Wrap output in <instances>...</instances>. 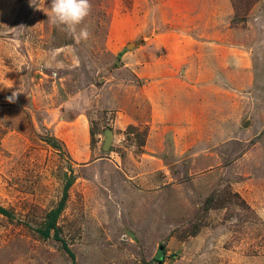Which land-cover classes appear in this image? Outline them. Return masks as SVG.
Segmentation results:
<instances>
[{"label":"rangeland","instance_id":"obj_1","mask_svg":"<svg viewBox=\"0 0 264 264\" xmlns=\"http://www.w3.org/2000/svg\"><path fill=\"white\" fill-rule=\"evenodd\" d=\"M91 4L83 41L51 0H0L31 43L0 67V264H71L42 236L68 183L54 220L76 264H264V0Z\"/></svg>","mask_w":264,"mask_h":264},{"label":"crops","instance_id":"obj_2","mask_svg":"<svg viewBox=\"0 0 264 264\" xmlns=\"http://www.w3.org/2000/svg\"><path fill=\"white\" fill-rule=\"evenodd\" d=\"M0 16H2V18L0 19V67H4V66L7 65L5 57L2 56V53L4 51L6 52V50H8V49L10 51V49H11L15 53H17L18 50L31 49V43L26 38H22V37L17 36L16 29L14 31L12 29H7L8 28L7 27L8 23H7L6 20L8 18L7 17L8 15H6V13H1L0 12ZM5 21H6V25H4V26L2 25V27H1V24H5ZM3 28H5V29H3ZM39 48H40V46H37V48H35V49H39ZM17 82L20 83L21 81L17 80ZM8 84H11V82H8ZM21 86H22V84H21ZM41 86H43V80L42 79H40L39 82L35 81L33 77H30L28 79V84H27L28 92L30 90L31 91H36L38 89H41ZM22 88L24 89L23 86H22ZM2 89H3V87L0 86V90H2ZM24 90H26V89H24ZM16 91H17V93H19L21 90L20 89H16ZM120 116H123V114H120L119 117ZM117 119H118V117L116 118V120ZM71 120L74 121V122H72L70 124H71V126H75L76 127L75 130H77V127H78V129L84 130V132H86V129H88L89 122H88V119L85 116L79 115V116H76V117H71ZM155 135H157V134L153 131V128H151V133H150V135L148 137V140H147L148 141V145H149V149L146 147L147 150H149V151H150V148H151V142L153 140H154V142L156 141V139L154 138ZM102 161L103 162H107L108 164L113 163L112 160L109 157H107L106 159L97 158V159L93 160V164H97V163L102 162ZM115 172H117V174H122L125 179L128 178V180H130L131 178H133V177L127 176L125 172H122L119 169L115 170ZM136 178H140V177L137 176ZM136 182L140 186H142L141 184H143L142 181H140V179H136ZM151 189H152V187L149 186V181H147V179H146L144 181L143 188L142 189H137V190H141V191H143L145 193H157V191H151ZM163 190H165L163 192H167V193H171V191L173 192V189H170V188H166V189H163ZM163 192H161V193H163ZM158 194H160V193H158ZM114 197H112V199H114ZM108 235H109V233L107 231V244H108V240H109L108 239ZM132 235L134 236V238L131 239L132 241L135 240L136 242H138L139 240H141V242H143V240L140 237H138L137 234L132 232ZM139 244L141 245V243H139Z\"/></svg>","mask_w":264,"mask_h":264},{"label":"clouds","instance_id":"obj_3","mask_svg":"<svg viewBox=\"0 0 264 264\" xmlns=\"http://www.w3.org/2000/svg\"><path fill=\"white\" fill-rule=\"evenodd\" d=\"M91 0H51L48 19L51 23L63 26L77 39L87 41L91 35L87 26H81L91 13ZM79 28V30H77ZM14 92L6 99L9 103L16 101Z\"/></svg>","mask_w":264,"mask_h":264},{"label":"trees","instance_id":"obj_4","mask_svg":"<svg viewBox=\"0 0 264 264\" xmlns=\"http://www.w3.org/2000/svg\"><path fill=\"white\" fill-rule=\"evenodd\" d=\"M70 184L71 183H68L65 185L63 199H62L61 204L57 208V210H55L53 212L51 211L47 214V223H46L45 230L42 231V236L45 239H48L50 237V231L52 230L54 232L53 238L59 242H62L63 249L65 250V252L68 254L69 258L71 259V264H76L74 253L69 249V247L65 244V242L59 237L58 229H57V226H56V223L54 220V218L58 214V212L63 209V204L67 198V191H68V188L70 187ZM0 214L4 215V216H8L9 212L7 210H5L4 208L0 207ZM156 261L160 262L161 260L159 261L156 259Z\"/></svg>","mask_w":264,"mask_h":264},{"label":"water","instance_id":"obj_5","mask_svg":"<svg viewBox=\"0 0 264 264\" xmlns=\"http://www.w3.org/2000/svg\"><path fill=\"white\" fill-rule=\"evenodd\" d=\"M112 137H113L112 132L109 131V130L106 131V133H105L104 149H107L110 146L111 141H112ZM163 252H164V247L161 245L159 247V249H158V252H157L155 258L160 261L162 259Z\"/></svg>","mask_w":264,"mask_h":264}]
</instances>
